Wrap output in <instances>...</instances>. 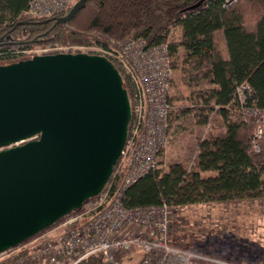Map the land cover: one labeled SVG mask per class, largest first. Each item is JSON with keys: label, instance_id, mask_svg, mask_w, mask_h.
I'll list each match as a JSON object with an SVG mask.
<instances>
[{"label": "trees", "instance_id": "obj_1", "mask_svg": "<svg viewBox=\"0 0 264 264\" xmlns=\"http://www.w3.org/2000/svg\"><path fill=\"white\" fill-rule=\"evenodd\" d=\"M29 1L0 0V61L26 59L47 44L109 49L115 41L144 38L168 46L171 88L180 92L169 96L171 105L178 103L169 121L180 119L177 132L192 140L162 174L154 170L126 186L125 207L264 198V132L253 151L255 113L264 111V0H86L65 23L56 20L72 6L38 17L27 13ZM242 84L250 88L244 101L236 92ZM116 169L117 163L106 184L113 191L124 178ZM79 264H103V257Z\"/></svg>", "mask_w": 264, "mask_h": 264}, {"label": "water", "instance_id": "obj_2", "mask_svg": "<svg viewBox=\"0 0 264 264\" xmlns=\"http://www.w3.org/2000/svg\"><path fill=\"white\" fill-rule=\"evenodd\" d=\"M130 118L121 75L104 56L55 53L0 64V252L102 192Z\"/></svg>", "mask_w": 264, "mask_h": 264}, {"label": "built area", "instance_id": "obj_3", "mask_svg": "<svg viewBox=\"0 0 264 264\" xmlns=\"http://www.w3.org/2000/svg\"><path fill=\"white\" fill-rule=\"evenodd\" d=\"M75 0H30L32 16H48L65 10ZM116 50L99 49L115 58L128 81L130 91V132L117 171L124 170L119 187L112 184L82 211L64 222V227H47L27 240L0 252V264H79L93 254H101L103 264H123L121 257L134 251L138 264H188L195 255L175 246L170 238L171 213L166 203L127 208L123 190L145 174L160 169L157 157L166 146L170 124V59L166 45L147 46L144 38L115 42ZM74 47L61 48L71 52ZM43 48L38 53H48ZM53 48L51 51H54ZM48 51V52H47ZM37 50L28 53L38 54ZM242 84L236 90L245 100ZM257 123L253 151L264 132V111L255 113ZM49 229V230H48Z\"/></svg>", "mask_w": 264, "mask_h": 264}, {"label": "rangeland", "instance_id": "obj_4", "mask_svg": "<svg viewBox=\"0 0 264 264\" xmlns=\"http://www.w3.org/2000/svg\"><path fill=\"white\" fill-rule=\"evenodd\" d=\"M76 1L71 3L69 7ZM174 34L175 29L171 32V35ZM70 45L74 48L69 53H95L99 51V48L94 45L80 46L74 44L39 45L29 51L37 50L36 53H38L41 49L48 48L47 50L50 51H47V54L59 53L61 48H67ZM53 48L55 50L51 51ZM27 54L31 57L44 53ZM1 63L6 62L0 61ZM174 77L175 72L172 70V78ZM169 86L171 95L180 93L171 88V81ZM180 91H185L186 96L190 94V91L186 90L184 86H181ZM177 105L178 103L174 101L171 108L173 106L174 109ZM179 124L180 119L169 125L167 144L157 157L160 174L166 169L169 160L176 158L188 140H192L187 134L183 136L177 132L176 129ZM188 163L191 164V161ZM88 203L89 201L86 200L83 205ZM81 207L62 217L51 226L58 227L57 230L61 231L64 227L61 224L80 213ZM170 213L172 220L171 241L179 248L196 251L195 257L191 258L194 260V264H264V198L176 206L170 208ZM126 257L128 255L121 257L122 263ZM177 264L184 263L179 261Z\"/></svg>", "mask_w": 264, "mask_h": 264}, {"label": "bare ground", "instance_id": "obj_5", "mask_svg": "<svg viewBox=\"0 0 264 264\" xmlns=\"http://www.w3.org/2000/svg\"><path fill=\"white\" fill-rule=\"evenodd\" d=\"M228 1V4H231V3H233L235 0H227ZM27 13L29 14V15H31L30 13H29V5H28V10H27ZM38 17H43V16H38ZM115 42H118V41H115ZM115 42H112V44H111V46L112 47H114V48H109V49H104V50H109V52H112V50H116L118 47L117 46H115ZM146 45L147 46H159V45H149L148 43H147V41H146ZM160 45H166V47H167V51H168V55H169V59H170V67H171V56H170V54H169V50H168V46H167V44H160ZM95 47H97V48H99V49H103V48H100V47H98V46H95ZM117 47V48H116ZM59 51V50H58ZM59 53H69V52H64V51H60ZM75 53H78V52H75ZM47 54V53H46ZM49 54H55V53H49ZM89 54H98V55H101V56H104V57H106L108 60H110L112 63H113V65L116 63L115 61V58H113L112 56L111 57H109V56H107V55H103V54H101L100 53V51H96L95 53H89ZM117 64V63H116ZM118 65V64H117ZM115 66V65H114ZM171 78H172V67H171V73H170V78H169V84H170V81H171ZM170 87V86H169ZM249 87V86H248ZM239 88V87H238ZM237 88V89H238ZM128 93V92H127ZM128 97L130 98V95H128ZM241 101V100H240ZM129 103H130V101H129ZM130 132V121H129V124H128V132H127V135H128V133ZM121 154V153H120ZM119 159H120V156H119V158H118V160H117V164H118V161H119ZM116 165V164H115ZM108 183V182H107ZM107 187H106V185H105V187H104V189L102 190V192L106 189Z\"/></svg>", "mask_w": 264, "mask_h": 264}, {"label": "crops", "instance_id": "obj_6", "mask_svg": "<svg viewBox=\"0 0 264 264\" xmlns=\"http://www.w3.org/2000/svg\"><path fill=\"white\" fill-rule=\"evenodd\" d=\"M183 250H186V249H183ZM186 251L191 252L193 254H197L196 251H194V250L187 249ZM140 256H141V254L139 251H134L133 253L128 255V257H126L124 259L123 264H138ZM190 262H189L190 264H194V260L191 259Z\"/></svg>", "mask_w": 264, "mask_h": 264}]
</instances>
